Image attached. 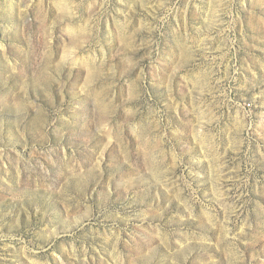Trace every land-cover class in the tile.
I'll use <instances>...</instances> for the list:
<instances>
[{
  "label": "rangeland",
  "instance_id": "obj_1",
  "mask_svg": "<svg viewBox=\"0 0 264 264\" xmlns=\"http://www.w3.org/2000/svg\"><path fill=\"white\" fill-rule=\"evenodd\" d=\"M0 264H264V0H0Z\"/></svg>",
  "mask_w": 264,
  "mask_h": 264
}]
</instances>
